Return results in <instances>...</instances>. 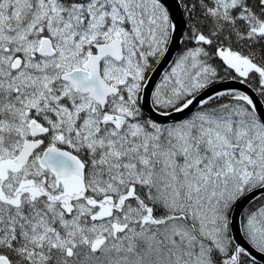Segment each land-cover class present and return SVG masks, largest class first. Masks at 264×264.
Returning a JSON list of instances; mask_svg holds the SVG:
<instances>
[{"label":"snow or ice","instance_id":"1","mask_svg":"<svg viewBox=\"0 0 264 264\" xmlns=\"http://www.w3.org/2000/svg\"><path fill=\"white\" fill-rule=\"evenodd\" d=\"M0 264H264V0H0Z\"/></svg>","mask_w":264,"mask_h":264}]
</instances>
